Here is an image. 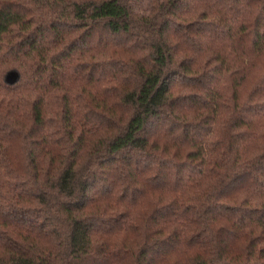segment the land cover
<instances>
[{
	"label": "trees",
	"instance_id": "1",
	"mask_svg": "<svg viewBox=\"0 0 264 264\" xmlns=\"http://www.w3.org/2000/svg\"><path fill=\"white\" fill-rule=\"evenodd\" d=\"M0 264H264V0H0Z\"/></svg>",
	"mask_w": 264,
	"mask_h": 264
}]
</instances>
